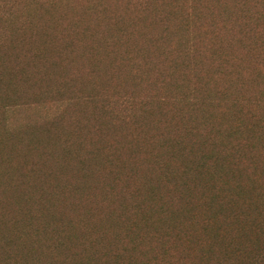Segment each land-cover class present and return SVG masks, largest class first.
Returning <instances> with one entry per match:
<instances>
[{"label":"rangeland","instance_id":"374dc122","mask_svg":"<svg viewBox=\"0 0 264 264\" xmlns=\"http://www.w3.org/2000/svg\"><path fill=\"white\" fill-rule=\"evenodd\" d=\"M0 13L11 17L14 33L0 37V264L30 252L39 264L63 259L53 257L52 233L42 247H10L13 226L25 225L22 213L61 214L88 224L93 237L91 225L110 228L107 214L141 213L134 208L146 203L149 181L171 209L204 213L210 189L223 213L240 211L242 201L229 203L226 180L206 182L209 189L191 182L190 199L181 200L174 185L160 183L154 162L162 139L181 137L188 149L205 150L203 135L248 125L253 112L263 125L255 149L242 147L243 135L229 146L241 149L234 163L246 200L264 213L257 210L264 198V0H0ZM206 83L220 101L190 112L184 98L197 86L210 99ZM124 99L134 102L136 120L128 124L104 111L110 101L120 113ZM9 101L25 106L5 113ZM57 113V123L48 120Z\"/></svg>","mask_w":264,"mask_h":264},{"label":"trees","instance_id":"16d2710c","mask_svg":"<svg viewBox=\"0 0 264 264\" xmlns=\"http://www.w3.org/2000/svg\"><path fill=\"white\" fill-rule=\"evenodd\" d=\"M8 6L9 3L6 2L4 7ZM12 29L11 17L0 13V37L14 34ZM189 53V50L183 52L182 57H189ZM205 85L210 99H204L197 86L190 89L189 96L184 98L190 112L202 111L207 105L213 106L220 101L218 93L209 87V83ZM179 88L180 85L177 89ZM11 96L18 100L16 94ZM96 98L92 95L88 100L95 102ZM119 104L121 111L116 113L114 103L106 101V115L109 118L115 116L118 123L134 122L136 116L133 112V100L124 99ZM23 106L25 104L9 101L1 109L7 113ZM60 115L54 114L48 120L57 123ZM250 117L248 125L235 122L227 128L218 129V136L203 135L200 144L206 146L205 150L194 152V146L188 149L181 137L162 139L157 146L161 152L155 155L154 162L162 173L160 183L174 185L179 197L185 194L190 199L191 182L204 181V187L209 189L207 183L217 177L220 181L226 180L222 185L233 186L231 191H234L229 203L242 201L240 211L223 213L226 205L219 201L217 191L210 189L205 197L204 213L184 210L182 205L171 209L167 205V197L159 191L156 184H152L153 181H149L146 203L134 208L141 213H109L105 216V221L110 228L105 230V227L91 225L93 237L86 232L88 224L76 225L73 221L64 219L61 214L22 213L25 225L21 231V227L17 228L18 224L13 226L12 236L8 240L10 247L18 250L20 245L42 247L44 235L52 233L51 235L55 234L52 240L54 254H57L53 257L58 261L62 257L60 264H264V213H253L256 211V204L246 200L249 192L237 180L238 171L234 163L241 149L240 146H229L231 139L243 135L242 147L250 151L255 149L254 142L263 125L254 112L250 113ZM185 129L192 136L199 135L197 127L187 126ZM17 136L19 135L9 137L6 141L18 139ZM89 156L94 167L101 168L102 163L97 153L92 151ZM172 163L177 165V169L171 167V170ZM84 172L90 171L86 168ZM84 177L88 178L87 175ZM228 177L231 178V184L228 183ZM49 202L52 203L47 201ZM257 204V210H264V198H260ZM3 215L0 213V230L4 225ZM189 228L194 231L189 233ZM4 240L7 241L6 238ZM111 244L113 249L108 247ZM31 251L38 253L40 250ZM30 253L32 256L24 255L22 260L14 259L13 264H39V258L33 252Z\"/></svg>","mask_w":264,"mask_h":264}]
</instances>
